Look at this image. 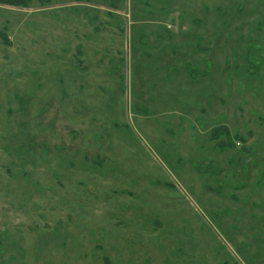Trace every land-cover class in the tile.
I'll use <instances>...</instances> for the list:
<instances>
[{"label":"rangeland","instance_id":"374dc122","mask_svg":"<svg viewBox=\"0 0 264 264\" xmlns=\"http://www.w3.org/2000/svg\"><path fill=\"white\" fill-rule=\"evenodd\" d=\"M0 4V264H264V0Z\"/></svg>","mask_w":264,"mask_h":264},{"label":"trees","instance_id":"16d2710c","mask_svg":"<svg viewBox=\"0 0 264 264\" xmlns=\"http://www.w3.org/2000/svg\"><path fill=\"white\" fill-rule=\"evenodd\" d=\"M33 1H37L40 4H46L48 3L47 0H0V4H4V5H9V6H17V7H28L30 5L31 2ZM120 0H113V2H119ZM0 35L2 36V38L5 40V42L7 41V35L4 33L0 32Z\"/></svg>","mask_w":264,"mask_h":264}]
</instances>
